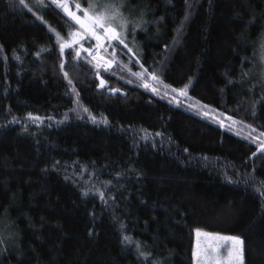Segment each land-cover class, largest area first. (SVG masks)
Listing matches in <instances>:
<instances>
[{
	"label": "trees",
	"instance_id": "16d2710c",
	"mask_svg": "<svg viewBox=\"0 0 264 264\" xmlns=\"http://www.w3.org/2000/svg\"><path fill=\"white\" fill-rule=\"evenodd\" d=\"M122 2L143 17L135 55L117 44L124 67L101 69L99 90L92 65L60 56L50 27L75 26L59 8L0 0V264H195L196 229L241 237L244 264H264V0Z\"/></svg>",
	"mask_w": 264,
	"mask_h": 264
},
{
	"label": "snow or ice",
	"instance_id": "6c2138e0",
	"mask_svg": "<svg viewBox=\"0 0 264 264\" xmlns=\"http://www.w3.org/2000/svg\"><path fill=\"white\" fill-rule=\"evenodd\" d=\"M19 3L23 5L25 8H29V6L25 3V0H19ZM37 3L41 4V6H45L43 4V0H37ZM55 5L57 8L62 10V13L75 25V27H70L66 33V37L62 35L59 31H56L54 28L50 27V31L55 34L56 43L58 44L59 53L61 57H64L65 50H71L70 55L73 61L79 60L81 58L84 61L92 65L96 70V77L99 79L98 87H104L108 81L104 79V77L100 74V70L103 69L105 73H110L113 69L114 65L117 64V60L115 59V47L116 45H122L123 48L127 49L128 52H133V49L126 43L128 27L131 23L133 25L132 32L134 33L136 29L140 28L141 23L143 22V17L141 16L138 21H129L121 12V8L123 7L122 0H84L83 3L79 2V0H50V5ZM86 5V6H85ZM31 11V8H29ZM39 19H43V17H38ZM115 42V43H113ZM113 48V52L108 54V49ZM45 51V49H41L40 52ZM40 52H37L36 55L39 56ZM82 54H86L82 57ZM260 59L262 61V67L260 69V77L261 80L264 81V39L260 42ZM18 59V57H17ZM139 62V61H138ZM126 67V66H125ZM142 71L132 72V75L137 77L142 81L141 86L150 89L153 93H158V89L145 79V76L151 78L152 81H156L159 83H163L160 77L157 75L155 71L149 72L144 65H140ZM59 68L63 71V75L65 78H68L69 74L67 71H64L65 61L62 59ZM244 77L249 75L248 72H244L242 74ZM233 81L229 79L228 83H232ZM69 83L72 81L69 79ZM131 83V81H128ZM189 83H186L183 87L175 88L171 87V85L165 84L166 88L171 87V91L176 93L171 97L170 103L175 102L176 104H180L181 101L178 97H187L188 96V87ZM109 91L115 93L119 91L116 88H110ZM168 95V93H165ZM189 107H195V105H189ZM203 108H209L208 105H203ZM84 112H88L87 108L83 109ZM212 111H216L213 109ZM201 115L207 117L210 115L208 111H202ZM226 116L228 121H231L232 125L236 123L244 124L243 120L237 121L233 116L222 114ZM252 115H255V109L253 108ZM29 118L33 120V122L41 121L42 118L39 116H33L32 113L28 114ZM90 118L96 122V117L92 116L89 113ZM49 119H52L49 117ZM67 119V116H65ZM218 123L221 127L225 126V121L216 117ZM102 123L107 124L108 121L106 118H102ZM245 127L250 129L248 135L251 136L252 132H256L257 129L253 128L251 124H244ZM240 135L238 131L236 133ZM159 135V133H157ZM261 137H264V131H260L259 134L255 137H252L253 141L260 140ZM144 139H147V135H145ZM260 150H264V141H261L259 145ZM253 156L256 153H252ZM231 179L230 177H227ZM110 183V182H109ZM91 189H82V194L84 196H88ZM99 193L100 198L104 199V193L99 189H96ZM264 194V193H262ZM196 233L199 236L201 233L200 229H196ZM205 235H218L205 233ZM225 239L232 241V246L230 249V255L234 253L235 258L239 261V264H243V244L244 241L239 236H230L225 237ZM124 242L131 244L133 241L129 236L123 237ZM136 250L140 257L147 258L151 255V253L145 252L141 250V244L136 242ZM197 254L194 252L193 256L195 257Z\"/></svg>",
	"mask_w": 264,
	"mask_h": 264
},
{
	"label": "rangeland",
	"instance_id": "374dc122",
	"mask_svg": "<svg viewBox=\"0 0 264 264\" xmlns=\"http://www.w3.org/2000/svg\"><path fill=\"white\" fill-rule=\"evenodd\" d=\"M79 2L83 3L84 0H79ZM112 52L113 51L111 50V48H109L108 54H111ZM84 55L86 54H82V57ZM115 59L117 60L116 65L124 66L123 62L120 61L119 57L116 54H115ZM148 82L150 84L153 83L152 80L151 81L148 80ZM203 111H206V110H203ZM210 115L213 117H217L216 115H212V114ZM220 119H223V120L225 119L226 122L230 123V121H228L226 118H220ZM205 233H211V232L201 230V233L198 236L195 231L194 252L197 254L194 257L195 264H239V261L235 258L234 253L230 255L232 241L225 239V237H230L233 235L211 233V234H218V235L209 236V235H205ZM243 264H244V256H243Z\"/></svg>",
	"mask_w": 264,
	"mask_h": 264
},
{
	"label": "water",
	"instance_id": "95a60500",
	"mask_svg": "<svg viewBox=\"0 0 264 264\" xmlns=\"http://www.w3.org/2000/svg\"><path fill=\"white\" fill-rule=\"evenodd\" d=\"M97 79H98V78H97ZM98 81H99V79H98ZM105 87H106V85H105L104 87H98V89H99V90H103ZM108 93L110 94L111 92H108ZM112 94H113V95H116V93H113V92H112Z\"/></svg>",
	"mask_w": 264,
	"mask_h": 264
},
{
	"label": "bare ground",
	"instance_id": "6f19581e",
	"mask_svg": "<svg viewBox=\"0 0 264 264\" xmlns=\"http://www.w3.org/2000/svg\"><path fill=\"white\" fill-rule=\"evenodd\" d=\"M121 61V60H120ZM121 62H123V61H121ZM120 64V63H119ZM121 66V65H120ZM124 67V66H123Z\"/></svg>",
	"mask_w": 264,
	"mask_h": 264
}]
</instances>
